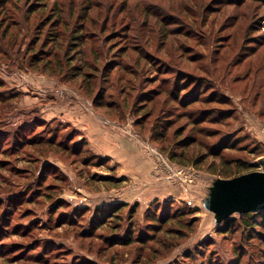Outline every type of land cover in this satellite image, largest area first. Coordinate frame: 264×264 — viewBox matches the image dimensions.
<instances>
[{
  "label": "rangeland",
  "instance_id": "1",
  "mask_svg": "<svg viewBox=\"0 0 264 264\" xmlns=\"http://www.w3.org/2000/svg\"><path fill=\"white\" fill-rule=\"evenodd\" d=\"M37 1L0 0V264H264L219 210L264 172V0ZM75 34L109 113L32 66Z\"/></svg>",
  "mask_w": 264,
  "mask_h": 264
},
{
  "label": "trees",
  "instance_id": "2",
  "mask_svg": "<svg viewBox=\"0 0 264 264\" xmlns=\"http://www.w3.org/2000/svg\"><path fill=\"white\" fill-rule=\"evenodd\" d=\"M44 1H46V0H38L37 4L34 5V6H36V8H34V6H31V8H29V12H28L29 17H31L37 11H45L48 8V4H46V2H44ZM53 1H56V0H53ZM30 5H32V4H30ZM56 35H58L60 37L62 34H56ZM87 35H89V34H75L74 39L76 41L71 44V47L69 48L70 50H66V52L63 54L61 60H60L61 55L60 56H58V54L54 55L51 50H45V48L41 49V51H40L41 56H37L36 54H33L34 58L32 61V66L33 67H41V71L43 73H48L49 75H54L55 69H53L52 67H54L53 61H55L57 64V67H58V76L57 77H62V76H60V71H63V69H65L66 74L64 77H62V79L65 80L66 77H69V79H71L70 82L74 81L75 84H79L81 91L83 93H85L88 96L93 95L92 102L94 104H96L94 106H95L97 111H100V110L103 111L102 109H105L109 113L115 109L114 102L111 100L112 102H110V104H108L105 101V105H104L103 95L101 93L102 89L97 88L98 90H95L96 83L91 81L92 80L91 77L93 75L91 70L93 71V69H94L92 67V65H94L96 68L99 67L96 63V59L99 57L101 52L103 53V51H101L100 48H95L93 46H89L87 48L88 44L90 43L88 41L92 40L90 38H87L88 37ZM71 49H79V52L75 53L73 56L70 57L69 53H70ZM85 49H87V50H85ZM86 51H88V53ZM46 54H48L47 57L49 59L46 63H43L42 60H38V58L43 59L44 58L43 56H45ZM41 64H42V66H41ZM86 69L89 70L90 72L85 71ZM94 92H95V95H94ZM142 106L144 107V109H146V104H143ZM249 214H251V213H247V215H249ZM242 215H246V214H242ZM249 219H251V222L248 223V227H249L248 230L261 228L262 229L261 230V236L264 239V222H259L260 219L258 220V218H256V219L249 218ZM263 262H264V255H263Z\"/></svg>",
  "mask_w": 264,
  "mask_h": 264
},
{
  "label": "water",
  "instance_id": "3",
  "mask_svg": "<svg viewBox=\"0 0 264 264\" xmlns=\"http://www.w3.org/2000/svg\"><path fill=\"white\" fill-rule=\"evenodd\" d=\"M264 209V172L234 178L220 200L219 210L225 216L247 214Z\"/></svg>",
  "mask_w": 264,
  "mask_h": 264
}]
</instances>
